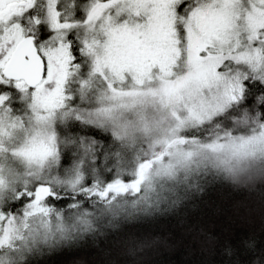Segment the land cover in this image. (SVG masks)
<instances>
[{
  "label": "snow or ice",
  "instance_id": "6c2138e0",
  "mask_svg": "<svg viewBox=\"0 0 264 264\" xmlns=\"http://www.w3.org/2000/svg\"><path fill=\"white\" fill-rule=\"evenodd\" d=\"M216 180L264 185V0H0V264Z\"/></svg>",
  "mask_w": 264,
  "mask_h": 264
},
{
  "label": "trees",
  "instance_id": "16d2710c",
  "mask_svg": "<svg viewBox=\"0 0 264 264\" xmlns=\"http://www.w3.org/2000/svg\"><path fill=\"white\" fill-rule=\"evenodd\" d=\"M262 187L209 182L175 208L118 220L72 246L36 253L31 264H254L264 252ZM249 239L255 253L246 249Z\"/></svg>",
  "mask_w": 264,
  "mask_h": 264
}]
</instances>
